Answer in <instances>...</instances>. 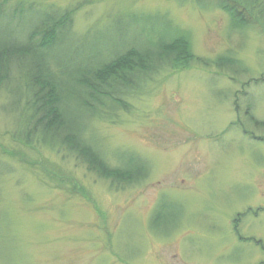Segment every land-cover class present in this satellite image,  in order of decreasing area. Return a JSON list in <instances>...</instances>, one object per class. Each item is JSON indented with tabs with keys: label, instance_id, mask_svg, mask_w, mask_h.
Segmentation results:
<instances>
[{
	"label": "rangeland",
	"instance_id": "1",
	"mask_svg": "<svg viewBox=\"0 0 264 264\" xmlns=\"http://www.w3.org/2000/svg\"><path fill=\"white\" fill-rule=\"evenodd\" d=\"M9 1L72 10L70 59L91 41L110 60L165 32L202 62L165 67L128 108L88 120L112 167L148 164L123 188L65 150L25 146L26 85L0 89V264H264V1L223 0L242 19L220 0ZM223 55L239 66L211 63Z\"/></svg>",
	"mask_w": 264,
	"mask_h": 264
},
{
	"label": "trees",
	"instance_id": "2",
	"mask_svg": "<svg viewBox=\"0 0 264 264\" xmlns=\"http://www.w3.org/2000/svg\"><path fill=\"white\" fill-rule=\"evenodd\" d=\"M259 1L264 0L242 3L247 6ZM220 2L237 19L241 18L236 6ZM10 6L9 0L0 2V89L10 88L17 98L21 93L14 88L20 84L14 86L13 81L22 78L26 85L25 102L19 107V127L14 135L28 148L65 150L89 171L109 180L112 187L123 188L147 178L148 164L133 154L125 157V167H112L92 138L86 136L88 120L107 117L108 104L128 108L125 95L144 92L147 78L181 61H193L196 57L186 40L165 32L156 41L151 35H144L139 39L143 40L141 44L135 42L102 62L93 57L98 50L90 41L86 52H78L74 61L69 52L72 10L56 15L47 14L34 3L21 2L14 9ZM67 41L70 45L62 49L61 43ZM211 63L232 68L240 62L223 55ZM203 64L208 66V61ZM39 166L44 167L37 163L36 167Z\"/></svg>",
	"mask_w": 264,
	"mask_h": 264
}]
</instances>
